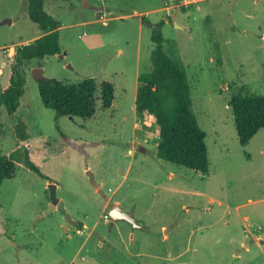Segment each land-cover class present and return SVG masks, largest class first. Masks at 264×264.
<instances>
[{
	"label": "rangeland",
	"instance_id": "rangeland-1",
	"mask_svg": "<svg viewBox=\"0 0 264 264\" xmlns=\"http://www.w3.org/2000/svg\"><path fill=\"white\" fill-rule=\"evenodd\" d=\"M190 2L46 0L60 53L20 66L19 106L13 113L0 106V153L15 149L22 122L30 158L52 182L23 163L2 181L0 264H264V128L241 146L229 106L239 92L264 95V0ZM143 18L164 20L163 48L185 66L206 133L204 175L158 158L157 127L136 115L137 76L149 71L154 47ZM41 33L27 0H0V91L17 47ZM39 75L108 79L113 103L97 100L90 118L56 119L41 102ZM64 137L85 145L86 161ZM49 183L77 225L48 209ZM116 199L138 227L109 225L104 215Z\"/></svg>",
	"mask_w": 264,
	"mask_h": 264
},
{
	"label": "trees",
	"instance_id": "trees-1",
	"mask_svg": "<svg viewBox=\"0 0 264 264\" xmlns=\"http://www.w3.org/2000/svg\"><path fill=\"white\" fill-rule=\"evenodd\" d=\"M45 2L27 0V16L42 28V34L16 49L8 85L0 91V106L5 105L8 113H13L19 106V94L24 84L20 66L32 59L42 60L60 53L59 22L46 12ZM142 21L152 28L154 47L149 71L137 76L134 102L136 115L148 118L157 127L159 140L155 153L158 158L204 175L208 171L206 133L192 110L191 85L185 66L178 56L163 48L161 27L164 20L154 24L146 18ZM40 75L37 85L41 102L54 110L56 119L64 115L90 118L95 114L97 100H100L103 108L113 103L114 86L108 79L96 81L93 77H86L78 82L67 83ZM229 106L238 141L241 146H245L259 129L264 128V95L239 92L231 96ZM13 137L15 149L4 155L0 153V185L3 180L14 176L15 166L19 163L52 182L30 158L29 147L25 143L29 138L22 122L14 127ZM64 138L84 155L86 161L88 153L84 149L85 145Z\"/></svg>",
	"mask_w": 264,
	"mask_h": 264
},
{
	"label": "water",
	"instance_id": "water-1",
	"mask_svg": "<svg viewBox=\"0 0 264 264\" xmlns=\"http://www.w3.org/2000/svg\"><path fill=\"white\" fill-rule=\"evenodd\" d=\"M48 187L50 190V203H49L48 209L58 208L60 210V212L63 213V215H64V225H67L69 223L77 225L78 222L73 220L71 218V216L69 215V213L66 212V210L64 208L63 201L56 197V193H55L56 185L54 183H49ZM107 216L110 218V224H109L110 226H112V224L117 220H125V221L131 223L133 226L138 227L135 219L132 216V213L122 210V208L118 204L112 206L107 211Z\"/></svg>",
	"mask_w": 264,
	"mask_h": 264
},
{
	"label": "crops",
	"instance_id": "crops-1",
	"mask_svg": "<svg viewBox=\"0 0 264 264\" xmlns=\"http://www.w3.org/2000/svg\"><path fill=\"white\" fill-rule=\"evenodd\" d=\"M190 3H191V2H190ZM41 34H42V33H41ZM210 60H211V58H210ZM70 117H72V116H70ZM129 151H130V150H129ZM55 190H57V186L55 187ZM93 192L96 193L97 190L94 189ZM111 198H112V199H111ZM111 200H113V197H110L108 200H106V202L104 203V205L107 204V203H109V201H111ZM63 203H64V202H63ZM116 204H119L117 199H116V201L114 202L113 206L116 205ZM78 223H79V222H78ZM67 225H68V224H67ZM67 225H66V226H67ZM112 225H113V224H112ZM84 227H86V224H84ZM79 231H80V230H79Z\"/></svg>",
	"mask_w": 264,
	"mask_h": 264
},
{
	"label": "built area",
	"instance_id": "built-area-1",
	"mask_svg": "<svg viewBox=\"0 0 264 264\" xmlns=\"http://www.w3.org/2000/svg\"><path fill=\"white\" fill-rule=\"evenodd\" d=\"M183 1H189L190 2V0H183ZM104 217L105 218H108V216L106 214L104 215Z\"/></svg>",
	"mask_w": 264,
	"mask_h": 264
}]
</instances>
